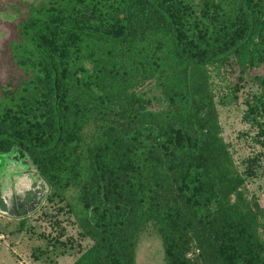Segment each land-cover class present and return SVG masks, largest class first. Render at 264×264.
I'll return each instance as SVG.
<instances>
[{"label": "trees", "instance_id": "1", "mask_svg": "<svg viewBox=\"0 0 264 264\" xmlns=\"http://www.w3.org/2000/svg\"><path fill=\"white\" fill-rule=\"evenodd\" d=\"M18 11L0 153L28 157L48 193L75 190L92 243L71 264H136L148 225L165 264H264V213L220 135L210 77L235 64L241 77L256 71L264 92V0H51ZM246 104L257 122L264 95Z\"/></svg>", "mask_w": 264, "mask_h": 264}, {"label": "rangeland", "instance_id": "2", "mask_svg": "<svg viewBox=\"0 0 264 264\" xmlns=\"http://www.w3.org/2000/svg\"><path fill=\"white\" fill-rule=\"evenodd\" d=\"M51 0H0V84L13 75L5 44L20 18V4L48 3ZM251 70L243 77L237 65L213 67L211 87L218 110L220 135L228 145L238 172L245 178L247 197L254 195L264 213V112L251 120L247 101L264 92L252 82ZM152 109L162 107L161 93L150 82ZM0 153V187L3 192H23L35 181L28 160L13 161ZM4 193V194H5ZM76 192L70 189L63 199L50 191L32 213L23 218L0 215V264H71L91 243L77 222ZM136 264H165L162 242L148 225L136 236Z\"/></svg>", "mask_w": 264, "mask_h": 264}, {"label": "flooded vegetation", "instance_id": "3", "mask_svg": "<svg viewBox=\"0 0 264 264\" xmlns=\"http://www.w3.org/2000/svg\"><path fill=\"white\" fill-rule=\"evenodd\" d=\"M8 155V157L10 158V159H12L13 161H23V160H28L29 162H30V160L28 159V157H26V156H24V155H21L20 153H18V152H12V153H7ZM30 164H31V167H32V169H33V173H32V175H33V177L35 176V181H33L29 186H28V188H26V189H24V191L23 192H13V191H10L9 193L8 192H3L2 191V189H1V187H0V195H1V197L5 200V205L7 206V208H8V210H13L14 212L15 211H20V209L18 208V203H20L21 202V200L24 198V195L26 194V192L28 191V190H33V197H32V199L29 201L30 203L29 204H25L24 205V210H28L31 206H34L35 205V202L36 201H34V198H35V196L36 195H38V194H41V190L40 191H36V190H39V185L41 184L40 182H42V180H41V178L39 177V175L37 174V172H36V170H35V168L33 167V165H32V163L30 162ZM33 184H35V186H32ZM37 192V193H36ZM5 193V194H4ZM47 193H48V191H46V193H45V195H44V197H43V199L41 200V202H40V204L39 205H41L42 203H43V201L46 199V196H47ZM17 196H18V199H19V201L17 200ZM15 202V205H14V207L13 206H11L12 205V203H14ZM0 215H2V214H0ZM24 216H27V215H22V216H16L15 218H23ZM10 217V216H9Z\"/></svg>", "mask_w": 264, "mask_h": 264}, {"label": "water", "instance_id": "4", "mask_svg": "<svg viewBox=\"0 0 264 264\" xmlns=\"http://www.w3.org/2000/svg\"><path fill=\"white\" fill-rule=\"evenodd\" d=\"M40 183L41 184L39 185V190H36V191L38 192L41 190L42 192L41 194H38L35 196L34 198V201H36L35 205L31 206L28 210H24V205L30 203L29 201L33 197V190H28L26 192V194L24 195V198L21 200L20 203H18V208L20 209V211H15V212L11 209L8 210L7 206L5 205V200L0 195V214L7 215L10 217H16V216H22V215H29L30 213L34 212L39 207V204L41 200L43 199L46 191H48L47 185L43 181ZM32 186H35V184H33ZM17 200L19 201L18 196H17ZM14 205H15V202L12 203L11 206L14 207Z\"/></svg>", "mask_w": 264, "mask_h": 264}]
</instances>
